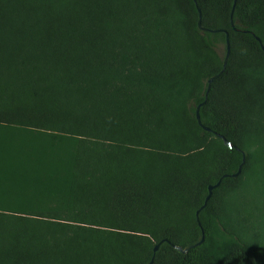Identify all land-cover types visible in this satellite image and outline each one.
Instances as JSON below:
<instances>
[{"label":"trees","instance_id":"16d2710c","mask_svg":"<svg viewBox=\"0 0 264 264\" xmlns=\"http://www.w3.org/2000/svg\"><path fill=\"white\" fill-rule=\"evenodd\" d=\"M256 38L264 0H0V264H264Z\"/></svg>","mask_w":264,"mask_h":264},{"label":"rangeland","instance_id":"374dc122","mask_svg":"<svg viewBox=\"0 0 264 264\" xmlns=\"http://www.w3.org/2000/svg\"><path fill=\"white\" fill-rule=\"evenodd\" d=\"M261 185L260 182L247 178L245 186L231 198L230 203L232 208L246 211L241 213L240 217L244 220L243 225L248 235L251 236L254 232L262 239L264 238V189H260ZM262 240L264 242V239Z\"/></svg>","mask_w":264,"mask_h":264},{"label":"water","instance_id":"95a60500","mask_svg":"<svg viewBox=\"0 0 264 264\" xmlns=\"http://www.w3.org/2000/svg\"><path fill=\"white\" fill-rule=\"evenodd\" d=\"M234 1H235V0H234ZM197 10H198V12H199V8H197ZM197 27H198L200 30H202V31H205V30H206L205 28H203V27L201 26V14H200V12L198 13ZM225 39H226V45H227L226 47H227V51H226L225 58L223 59V63H222L223 67H225L226 60H227V57H228V54H229L228 35H227V34H226V38H225ZM256 40H257L258 43L261 45V49L264 51V46L260 43V40H259L258 38H256ZM222 71H223V70H221V71L218 72L217 74L212 75L211 77L208 78V80H207V91H208V89H209L210 84L220 76V74L222 73ZM203 103H204V102H202L200 105H198V106L196 107V110H195V119H196L198 125H199L203 130H205V131H209L208 128L204 127V126L201 124V122H200V118H199V108H200V106H201ZM217 136L223 141V143H224V145H225L226 147H228L229 149L234 148L233 144L230 143L229 141L225 140L224 137H222L221 135H217ZM244 162H245V157H244V155L242 154L241 165H239L237 171H236L235 173L231 174V175H223V177H232V178L237 177V176L240 174L241 166H242V164H243ZM219 183H220V180L217 181L214 185H209V186L207 187V195H206V197H205V199H204L203 205L200 207L199 210L203 209V207L206 205L208 199H209L210 196H211V191H212L214 188H216V187L219 185ZM199 210L196 212V217L198 216V212H199ZM198 224H199V223H198ZM201 241H202V239H201L198 243H196V244H194V245H188V246H185L184 248H181L180 246H175V245H173V248H174L178 253L185 254L189 249H191V248L194 247L195 245H198L199 243H201ZM166 242L169 243L168 241H166ZM160 243H161V242H160ZM160 243H158V244H156V245L154 246V248H153V252H155V251L158 249ZM151 263H152V260H151L148 264H151Z\"/></svg>","mask_w":264,"mask_h":264}]
</instances>
